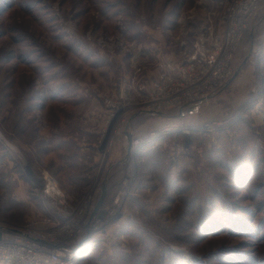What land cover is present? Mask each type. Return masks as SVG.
I'll return each instance as SVG.
<instances>
[{
  "label": "rangeland",
  "instance_id": "1",
  "mask_svg": "<svg viewBox=\"0 0 264 264\" xmlns=\"http://www.w3.org/2000/svg\"><path fill=\"white\" fill-rule=\"evenodd\" d=\"M226 3L0 0V227L20 226L41 210L43 172L55 177L71 207L92 186L97 200L106 190L102 206H109L126 181L121 210L104 234L87 240L76 264H233L222 258L236 252L264 264V49L250 57L264 41L262 9L221 89L180 110L139 113L125 138L172 122L185 131L142 144L138 155L142 147L127 153L122 137L109 147L102 137L104 100L132 73L125 49L141 48L140 79H154L158 61L182 62L185 31L191 43L201 26L223 28ZM211 120L226 124L200 128ZM243 163L248 173L240 185L231 168ZM233 216L257 227L259 240L231 230ZM212 219L221 232L201 230Z\"/></svg>",
  "mask_w": 264,
  "mask_h": 264
},
{
  "label": "built area",
  "instance_id": "2",
  "mask_svg": "<svg viewBox=\"0 0 264 264\" xmlns=\"http://www.w3.org/2000/svg\"><path fill=\"white\" fill-rule=\"evenodd\" d=\"M226 1L221 17L223 28L215 29L211 23L201 26L191 43L185 31L179 41L182 62L158 61L154 79H140L141 48L131 45L125 49L131 53L128 64L132 73L120 76L117 88L104 100L108 118L102 137L109 140L107 147L122 137V145L130 153L166 133L185 131V127L172 122L159 125L145 136L128 141L125 138L130 119L139 113L156 115L180 110L187 104L203 103L228 82L240 45L264 0ZM251 49L250 57L255 60L263 52L264 41ZM225 124L221 120L204 121L200 128L213 132ZM39 180L36 194L41 210H36L20 226L0 227V264H76L87 240L106 232L109 221L121 210L126 194L125 181L109 198L110 205L101 206L91 217L98 186L92 184L77 206L71 207L55 177L43 172Z\"/></svg>",
  "mask_w": 264,
  "mask_h": 264
},
{
  "label": "trees",
  "instance_id": "3",
  "mask_svg": "<svg viewBox=\"0 0 264 264\" xmlns=\"http://www.w3.org/2000/svg\"><path fill=\"white\" fill-rule=\"evenodd\" d=\"M141 149H143V146H142V148H139V149L136 150L135 155H138L137 153L138 152H141ZM240 165L242 167L241 166H239V167L237 166L235 168H231V171H232V174H234L236 176V178L239 175V179L241 181L239 183L241 185V184H243L242 182L244 180L243 179V175H246L248 173V168L245 166L244 163L243 164H240ZM236 173L238 175H236ZM115 189L116 188H114L112 191H114ZM107 200H108V196H106L103 204H106ZM206 215H208V214H206ZM210 221H211L212 224H209V225H205L204 223H202L201 230L203 229V232L206 233L207 230L208 231L210 230L209 232H211V233L214 232L216 234V233H219V232L222 231L221 228H219V229L217 228V226H216L217 225V221H215V220L213 221V219L210 220ZM232 221L234 223H233V227H232L233 229L231 228V230L235 231V230L241 229V231L238 232L237 234L245 233V235L246 236H249L250 238L258 237V240H259V237H261V236L258 235L259 229L257 227H255V228L252 229L251 226H248L247 224H244V223H240L239 224V221L236 220V217L235 216L232 217ZM213 226H215V227H213ZM241 226H243V227L240 228ZM262 237H264V234L262 235ZM254 242H255L254 240H250V242L249 243L246 242V244L249 245V246H254ZM176 254H178V253H176ZM230 256H234V257H230ZM222 259H224L225 261L226 260H229L230 261V259H231L232 261H230V263H233V264H240L242 262L244 264H260L255 258L250 257L248 254H245V253H242V252H236L233 255L225 254ZM258 260H263L262 263H264V258L263 259H258ZM240 261H242V262H240ZM195 262H198V261H196L195 259H188L187 264H195ZM234 262H237V263H234Z\"/></svg>",
  "mask_w": 264,
  "mask_h": 264
},
{
  "label": "water",
  "instance_id": "4",
  "mask_svg": "<svg viewBox=\"0 0 264 264\" xmlns=\"http://www.w3.org/2000/svg\"><path fill=\"white\" fill-rule=\"evenodd\" d=\"M106 190L103 189L102 192H101V196L98 198L96 204H95V207H94V211L92 212L91 214V217L95 216L97 214V211L99 210V208L102 206L105 198H106Z\"/></svg>",
  "mask_w": 264,
  "mask_h": 264
},
{
  "label": "crops",
  "instance_id": "5",
  "mask_svg": "<svg viewBox=\"0 0 264 264\" xmlns=\"http://www.w3.org/2000/svg\"><path fill=\"white\" fill-rule=\"evenodd\" d=\"M261 9H262V10H261L260 12H263V13H264V4L262 5ZM263 37H264V35H263L262 37L260 36V39L263 38ZM252 38H253V37H252ZM254 38H257V36L255 35Z\"/></svg>",
  "mask_w": 264,
  "mask_h": 264
},
{
  "label": "bare ground",
  "instance_id": "6",
  "mask_svg": "<svg viewBox=\"0 0 264 264\" xmlns=\"http://www.w3.org/2000/svg\"><path fill=\"white\" fill-rule=\"evenodd\" d=\"M84 250V249H83ZM83 252V251H82ZM82 252H80V254L82 253ZM80 254H79V256H80Z\"/></svg>",
  "mask_w": 264,
  "mask_h": 264
}]
</instances>
